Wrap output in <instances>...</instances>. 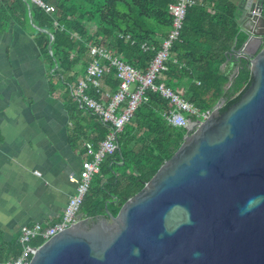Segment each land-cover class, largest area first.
Wrapping results in <instances>:
<instances>
[{"label":"trees","instance_id":"obj_1","mask_svg":"<svg viewBox=\"0 0 264 264\" xmlns=\"http://www.w3.org/2000/svg\"><path fill=\"white\" fill-rule=\"evenodd\" d=\"M50 1L43 0L47 4ZM52 1L54 12L48 14L28 0H0V33L14 25L33 36L48 62L51 82L61 83L65 90L71 143L89 140L97 148L106 138L107 126L93 112L81 108L71 91L93 61L90 48H104L146 72L172 28L168 9L177 0ZM246 40L238 24L237 8L230 0H198L187 10L167 70L157 83L172 88L201 113L213 110L221 100L225 101V111L240 100L252 81L249 64L233 51ZM144 44L148 51L142 49ZM103 82L115 93L119 86L116 71L106 74ZM89 92L95 98L100 96L94 90ZM147 95L148 102L138 108L120 135L119 149L105 158L100 174L93 178L81 207L82 218L96 221L107 213L116 216L181 146L187 130L171 126L164 117L173 104L160 93ZM81 114L91 118L90 127L77 120ZM191 119L196 121L197 117ZM84 150L86 153L85 144ZM33 244L38 246L42 241ZM20 253L17 238L0 241V264L16 259Z\"/></svg>","mask_w":264,"mask_h":264},{"label":"water","instance_id":"obj_2","mask_svg":"<svg viewBox=\"0 0 264 264\" xmlns=\"http://www.w3.org/2000/svg\"><path fill=\"white\" fill-rule=\"evenodd\" d=\"M238 23L252 79L240 100L190 125L116 216L81 219L31 264H264V0H244Z\"/></svg>","mask_w":264,"mask_h":264},{"label":"crops","instance_id":"obj_3","mask_svg":"<svg viewBox=\"0 0 264 264\" xmlns=\"http://www.w3.org/2000/svg\"><path fill=\"white\" fill-rule=\"evenodd\" d=\"M230 1L239 19L244 0ZM67 104L33 36L14 25L0 33L1 242L18 240L24 226L59 222L75 194L71 178L80 177L84 144L91 141L71 143ZM77 120L91 126L87 114Z\"/></svg>","mask_w":264,"mask_h":264},{"label":"built area","instance_id":"obj_4","mask_svg":"<svg viewBox=\"0 0 264 264\" xmlns=\"http://www.w3.org/2000/svg\"><path fill=\"white\" fill-rule=\"evenodd\" d=\"M28 1L44 9L48 14L54 12V7L44 3L43 0ZM197 4L198 0H177L169 6L168 11L173 18L172 28L168 36L162 39L161 48L146 72L132 67L104 48L95 45L90 48L93 61L87 67L86 76L79 79L71 87V91L81 108L93 112L101 119V122L107 126L108 133L97 148L92 142L85 143L86 153L82 161V172L80 177L71 178L76 184V191L70 197L61 220L46 227L41 224L22 227L18 238L21 253L16 259L4 264H31L36 248L81 220V207L93 178L100 174L105 158L119 149L120 135L134 119L138 108L148 102L149 92L160 93L173 104L174 108L164 113L165 119L173 127L187 129L193 125L196 129L211 116L213 110L201 113L172 88L164 83H157L161 74L167 70L172 46L180 38L188 8ZM142 49L148 51L147 45L144 44ZM113 71H116L119 80L115 93H112L103 82L104 76ZM90 89L96 91L100 95L99 98L91 96ZM193 116L197 117L196 121H192ZM37 240L42 241V244L35 246L33 243Z\"/></svg>","mask_w":264,"mask_h":264},{"label":"rangeland","instance_id":"obj_5","mask_svg":"<svg viewBox=\"0 0 264 264\" xmlns=\"http://www.w3.org/2000/svg\"><path fill=\"white\" fill-rule=\"evenodd\" d=\"M76 1H81V0H76Z\"/></svg>","mask_w":264,"mask_h":264},{"label":"clouds","instance_id":"obj_6","mask_svg":"<svg viewBox=\"0 0 264 264\" xmlns=\"http://www.w3.org/2000/svg\"><path fill=\"white\" fill-rule=\"evenodd\" d=\"M81 214V213H80ZM81 219H83V218H81Z\"/></svg>","mask_w":264,"mask_h":264}]
</instances>
